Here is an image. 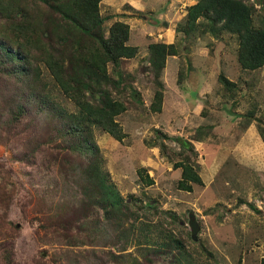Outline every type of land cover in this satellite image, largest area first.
Segmentation results:
<instances>
[{"label":"rangeland","instance_id":"obj_1","mask_svg":"<svg viewBox=\"0 0 264 264\" xmlns=\"http://www.w3.org/2000/svg\"><path fill=\"white\" fill-rule=\"evenodd\" d=\"M196 1L167 0L170 6L166 9L167 3L155 0L150 9L158 12L163 5L165 9L160 19L161 23L164 22L158 31L146 22L149 20L147 15L142 13V20L141 13L132 16L142 22L141 36L146 35L140 42L138 56L121 61L117 68L122 74L120 88L129 102L127 112L117 118L126 138L119 143L96 130L95 139L104 168L122 196L140 201L149 199V203L155 205V214L150 215L147 222L151 228L156 225L148 234L150 246L155 242L162 243V237L174 238L182 242L193 264H260L264 258V142L259 131L260 128L264 130V67L254 72H243L236 59L234 36L226 34L210 43L213 38L203 35L181 44L179 54L166 59L167 66L160 75L164 95L167 90L164 108L160 113L149 110L156 86L155 69L148 64L147 45L154 42V38L157 41L164 39L163 29L169 22L172 31L175 30L184 19V11L186 14V9L180 7L193 5ZM259 8L257 4V12L253 16L256 24L260 20ZM107 14L105 11L102 15ZM154 14H150V18ZM115 16L122 18L120 14ZM128 19L122 18L121 21ZM107 25L105 23V28ZM129 29L132 31L129 45L134 46L138 31L130 26ZM174 35L175 42L176 32ZM200 48L205 53L200 52ZM108 68L113 72V66ZM219 73L235 83L232 94L225 92L219 84ZM112 75L116 78L115 73ZM188 75L192 83L197 82L198 76V79L207 81V87H202V81L194 87L197 96H190L188 92V84H185ZM176 85L185 88L180 101L170 93V90H178ZM133 90L139 94L140 100L136 102L131 98ZM135 99H138L137 95ZM184 99L187 102L183 103ZM164 100L163 97L162 107ZM66 105L73 109L70 102ZM196 107H201L202 111ZM248 120L251 123L247 124ZM40 124H43L41 119L24 118L19 126L5 129L0 136V202L9 201L7 206L0 204V228L9 234L15 264H74V252H70L60 234L74 235L75 229L65 233L61 229L53 231L46 215V208L50 205L46 204L44 208L40 199L47 201L56 188L59 194L55 196L54 203L66 201L69 204L64 218L70 220L75 210L80 209L71 199V177L56 149L41 144L37 151L35 147L42 140L40 134L48 130L45 122L37 127ZM200 126L205 128L202 129L206 132L205 137L194 142L191 137ZM177 138L191 142L196 156L187 152L178 154ZM26 150L29 164L12 159L14 154L26 153ZM31 150L35 152L30 153ZM183 155L191 156L192 162L199 165V174L204 180L203 186L193 185L190 193L177 189L181 171L172 167V163ZM225 158L227 160L223 163ZM216 169L218 172L213 173ZM7 170L10 174L5 182L3 177ZM145 175L153 179V185L143 183L141 177ZM190 213L194 214L199 226L195 241L188 225ZM80 214L81 211L77 216ZM74 220L72 223L75 225ZM103 250L95 251L93 258L92 254L86 258H101V263L107 264L106 258L112 251ZM130 251L136 256L142 253L136 247ZM70 257L74 259L71 258L69 263ZM161 262L155 259V264Z\"/></svg>","mask_w":264,"mask_h":264},{"label":"trees","instance_id":"obj_2","mask_svg":"<svg viewBox=\"0 0 264 264\" xmlns=\"http://www.w3.org/2000/svg\"><path fill=\"white\" fill-rule=\"evenodd\" d=\"M101 2L0 0V136L5 129L19 126L24 118L41 119L43 124L37 127L44 122L48 126L35 147L37 151L41 144L56 149L70 174L71 199L81 214L77 216L80 211L75 210L70 220L63 217L69 204L54 203L59 194L56 188L54 195L47 201L40 199V203L44 208L50 205L46 215L53 231L61 229L65 233L75 229L74 235L60 234L70 252H74V264H104L101 258L88 260L86 255L92 254L93 258L95 251L105 248L112 251L106 258L107 264H155L156 258L163 261L161 264H193L180 240L162 237V243L150 246L148 234L156 225L151 228L147 222L155 214V205L149 199L123 197L104 168L95 131L100 130L119 143L126 138L117 118L127 112L129 102L120 88L122 74L117 68L121 61L136 58L138 48L129 45L130 29L124 22L117 20L105 28L114 15L103 16ZM257 4L261 11L259 24L253 19ZM175 32L173 44L148 45V64L155 69L156 90L149 107L152 113L162 110L164 86L160 75L166 59L177 56L188 41L203 35L215 40L226 34L234 36L240 69L254 72L264 67V0H197L186 7L184 19ZM109 66H113V72ZM218 82L225 92L233 93L235 83L223 73H219ZM131 98L134 102L140 100L135 90L131 91ZM202 129L205 128L200 126L194 131L192 141L203 140L206 132ZM259 131L264 142V130ZM176 141L178 154L187 152L196 156L191 142L179 138ZM27 157L26 150L14 154L12 159L29 164ZM172 167L181 171L177 181L179 191L190 193L193 185H204L199 165L192 162L191 156L183 155ZM9 174L7 170L5 182ZM141 179L146 186L154 184L147 175ZM8 203L6 199L0 202L2 206ZM132 247L142 251L140 256L130 251ZM71 258L74 259L68 258L69 263ZM0 264H15L9 234L1 228ZM260 264H264V258Z\"/></svg>","mask_w":264,"mask_h":264},{"label":"crops","instance_id":"obj_3","mask_svg":"<svg viewBox=\"0 0 264 264\" xmlns=\"http://www.w3.org/2000/svg\"><path fill=\"white\" fill-rule=\"evenodd\" d=\"M155 0H102V2L100 3V10H101V13L103 14V12H108L109 14H107V15H114L113 16V18L112 19H110L108 22H106V25H107V23L109 24V25H107V26H110L114 21H121V19L122 18H126V19H128L127 21H125L124 23L125 24H127V25H129L130 26V28L132 29V28H134L135 29V31H138V32H136L135 33V35H133V36H135L134 37V41L135 42H137V44L136 45H134V46H136L137 48H138V50H139V45L141 44L140 42L142 41V38L146 35H143V36H141V34H140V30H143L144 28H142V26L143 25H141L142 24V22H140V21H137L136 19H134L132 16L135 14V15H137L138 13H141L140 15H141V20H142V16L143 15H147V17H148V21H146V22H148V23H151L152 24V26H153V28L156 30V31H158L159 30V26H161V24L164 22H162L161 23V21H160V19L163 17V12L165 11V9H164V5L161 7V9L158 11V12H155L154 11V9H150V5L151 4H153V2H154ZM159 1V0H158ZM160 1H163V3L165 4V3H167V5H166V9L170 6V4L167 2V0H160ZM165 1V2H164ZM181 1V0H180ZM192 3H190L189 5H191ZM189 5H184V6H181L180 8H182V9H186V7L187 6H189ZM124 6V7H123ZM124 10H123V9ZM179 8V7H178ZM149 9V10H148ZM145 12H147V13H145ZM154 12H155V14H154ZM142 13H143V15H142ZM117 14H120V15H122L123 17L121 18V19H118L115 15H117ZM150 14H154V17L153 18H150ZM139 15V14H138ZM185 15V11H184V13H183V15L182 16H184ZM164 17H166V16H164ZM165 21H168L167 19H165ZM145 21H143V23H144ZM152 22H154V23H152ZM169 22V21H168ZM171 22H169L168 23V25H167V27H166V29H163L164 31H165V33H164V39H166V40H161L160 39V41H157V39L156 38H154V42H148L149 44H151V43H156V42H161V43H164V44H172L173 42H174V40H175V35H174V33H175V30H173L172 31V29H171ZM131 32L132 31H130V35H131ZM134 32V31H133ZM144 34V33H143ZM208 37V36H207ZM208 38H210V37H208ZM143 41H146V38H144V40ZM214 42V39H211L210 40V43H213ZM147 43V44H148ZM129 44H130V39H129ZM148 44V45H149ZM147 45V46H148ZM203 48H200V52H204L205 53V50L203 51L202 50ZM139 54V53H138ZM192 57V56H191ZM133 60V59H132ZM192 65L194 66V62H193V59H192ZM166 66H167V64H166ZM199 70V69H198ZM188 77H189V75L187 76V79L185 80V84H188V87H189V93H190V96L191 95H194V96H197V89H194V87L196 86V87H198L199 86V81H202V87H204V86H206L207 87V81L206 80H203V79H198L199 78V76L196 78V80H197V82H195V83H192V82H190L189 80L190 79H188ZM184 84V83H183ZM176 87V89H178V90H176V91H174V90H170V93H171V95L172 96H176L178 99H179V101H180V99L183 97V95L181 96V94H182V92H184V87L181 89L180 87H178L177 85L175 86ZM139 90V89H138ZM166 94H167V90H166V92H165V95H164V103H163V107H162V109L164 108V104H165V101H166ZM184 95H185V92H184ZM176 101V100H175ZM185 102H187V100L186 99H184L183 100V103H185ZM197 108V107H196ZM196 110H198V111H202L201 110V107L200 108H197ZM176 123H178V122H176ZM256 141V140H255ZM259 147H260V144L258 143L257 144ZM227 160V158H225L224 159V161H223V163L225 162ZM215 172H218V169H216L215 171H213V173H215ZM201 175V179H202V181H204L203 180V176H202V174H200Z\"/></svg>","mask_w":264,"mask_h":264},{"label":"water","instance_id":"obj_4","mask_svg":"<svg viewBox=\"0 0 264 264\" xmlns=\"http://www.w3.org/2000/svg\"><path fill=\"white\" fill-rule=\"evenodd\" d=\"M144 20H146V18H143ZM188 225L191 231V238L195 241L197 239V233L199 232V226L196 222L195 216L194 214L190 213L189 215V221H188Z\"/></svg>","mask_w":264,"mask_h":264}]
</instances>
